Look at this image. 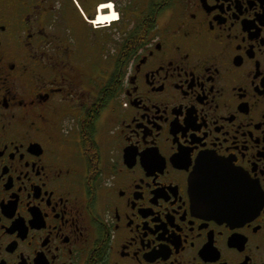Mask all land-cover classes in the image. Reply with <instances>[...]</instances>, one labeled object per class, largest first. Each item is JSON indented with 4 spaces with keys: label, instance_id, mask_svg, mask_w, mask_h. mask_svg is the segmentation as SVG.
<instances>
[{
    "label": "flooded vegetation",
    "instance_id": "obj_1",
    "mask_svg": "<svg viewBox=\"0 0 264 264\" xmlns=\"http://www.w3.org/2000/svg\"><path fill=\"white\" fill-rule=\"evenodd\" d=\"M0 264H264V0H0Z\"/></svg>",
    "mask_w": 264,
    "mask_h": 264
},
{
    "label": "bare ground",
    "instance_id": "obj_2",
    "mask_svg": "<svg viewBox=\"0 0 264 264\" xmlns=\"http://www.w3.org/2000/svg\"><path fill=\"white\" fill-rule=\"evenodd\" d=\"M105 4H110L111 3H105ZM103 8L100 7L99 12L97 13L98 15H96L97 17H95V21L99 22V23H107L109 20L113 21L116 19L117 16V12L115 11V9H113V7L111 6L110 8H108V11H102ZM103 16H107V19H102Z\"/></svg>",
    "mask_w": 264,
    "mask_h": 264
},
{
    "label": "snow or ice",
    "instance_id": "obj_3",
    "mask_svg": "<svg viewBox=\"0 0 264 264\" xmlns=\"http://www.w3.org/2000/svg\"><path fill=\"white\" fill-rule=\"evenodd\" d=\"M100 7L106 10V9L110 8L111 5L110 4H101ZM107 18H108L107 16L102 17V19H107Z\"/></svg>",
    "mask_w": 264,
    "mask_h": 264
},
{
    "label": "water",
    "instance_id": "obj_4",
    "mask_svg": "<svg viewBox=\"0 0 264 264\" xmlns=\"http://www.w3.org/2000/svg\"><path fill=\"white\" fill-rule=\"evenodd\" d=\"M108 10H109V9H106V10H105V9H102V11H108Z\"/></svg>",
    "mask_w": 264,
    "mask_h": 264
},
{
    "label": "rangeland",
    "instance_id": "obj_5",
    "mask_svg": "<svg viewBox=\"0 0 264 264\" xmlns=\"http://www.w3.org/2000/svg\"><path fill=\"white\" fill-rule=\"evenodd\" d=\"M97 15H98V14H97ZM116 20H117V19H116ZM116 20H115V21H116ZM106 25H108V24H106Z\"/></svg>",
    "mask_w": 264,
    "mask_h": 264
},
{
    "label": "trees",
    "instance_id": "obj_6",
    "mask_svg": "<svg viewBox=\"0 0 264 264\" xmlns=\"http://www.w3.org/2000/svg\"><path fill=\"white\" fill-rule=\"evenodd\" d=\"M136 32V31H135Z\"/></svg>",
    "mask_w": 264,
    "mask_h": 264
}]
</instances>
